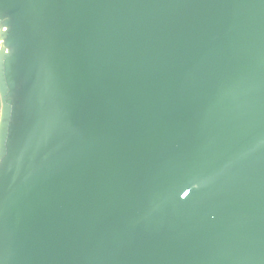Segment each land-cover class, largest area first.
I'll list each match as a JSON object with an SVG mask.
<instances>
[{
  "label": "water",
  "instance_id": "1",
  "mask_svg": "<svg viewBox=\"0 0 264 264\" xmlns=\"http://www.w3.org/2000/svg\"><path fill=\"white\" fill-rule=\"evenodd\" d=\"M0 264H264V0H0Z\"/></svg>",
  "mask_w": 264,
  "mask_h": 264
},
{
  "label": "rangeland",
  "instance_id": "2",
  "mask_svg": "<svg viewBox=\"0 0 264 264\" xmlns=\"http://www.w3.org/2000/svg\"><path fill=\"white\" fill-rule=\"evenodd\" d=\"M1 41H0V49H1ZM0 111H1V100H0Z\"/></svg>",
  "mask_w": 264,
  "mask_h": 264
}]
</instances>
